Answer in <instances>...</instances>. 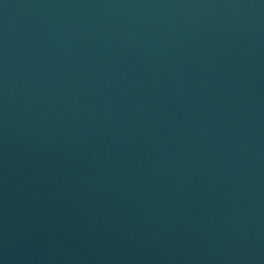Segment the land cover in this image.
<instances>
[{
    "label": "water",
    "instance_id": "95a60500",
    "mask_svg": "<svg viewBox=\"0 0 264 264\" xmlns=\"http://www.w3.org/2000/svg\"><path fill=\"white\" fill-rule=\"evenodd\" d=\"M134 264H264V0H32Z\"/></svg>",
    "mask_w": 264,
    "mask_h": 264
}]
</instances>
